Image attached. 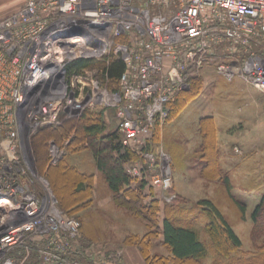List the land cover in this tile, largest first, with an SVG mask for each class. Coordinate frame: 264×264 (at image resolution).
Here are the masks:
<instances>
[{
    "label": "built area",
    "instance_id": "2783aa9c",
    "mask_svg": "<svg viewBox=\"0 0 264 264\" xmlns=\"http://www.w3.org/2000/svg\"><path fill=\"white\" fill-rule=\"evenodd\" d=\"M73 35L88 56L46 58ZM81 57L120 58L117 84L97 68L68 76L66 64ZM206 66L264 94V0H24L0 17V264H127L122 249L82 244L80 220L57 207L29 160V139L85 107L113 108L122 147L140 155L126 171L170 202L169 157L150 136L189 88L187 75ZM48 150L51 164L65 153L53 140Z\"/></svg>",
    "mask_w": 264,
    "mask_h": 264
},
{
    "label": "rangeland",
    "instance_id": "374dc122",
    "mask_svg": "<svg viewBox=\"0 0 264 264\" xmlns=\"http://www.w3.org/2000/svg\"><path fill=\"white\" fill-rule=\"evenodd\" d=\"M200 75L203 78L200 92L164 123L163 130L159 133V148L169 157L172 189L175 195H179L177 207H186V217L192 215L191 211L195 213L192 226L198 230L208 247L209 253L204 261L211 263L215 249L205 230L207 218L198 204L203 198H208L215 204L241 240L240 250L231 256L256 253V247L264 241V226L259 227L264 222V216L259 217L256 222L251 219V212L264 192V94L242 77L234 76L229 80L212 66L202 68ZM85 82L90 83L89 79ZM89 83L85 86L91 87ZM107 112L113 115L114 109H104V114ZM203 116L214 118L220 166L230 178L232 195L245 205L243 215L221 182L201 175L204 162L199 157L201 134L198 122ZM105 118L107 128L116 126L113 116ZM234 145L239 149L236 147L234 150ZM37 149L42 158L40 146ZM29 152L32 154L31 148ZM67 159L84 173L93 175L95 181L89 203L72 210L71 214L62 207H67L75 199L71 195L73 186H68L65 181L61 187L54 184L66 202V206L60 203V209L80 220L82 244L92 243L115 250L122 249L123 261L130 264L124 249L130 252L127 246L136 245L131 243L132 240L129 241V236L140 237L149 230L145 220L126 207L116 204L89 149L70 153ZM49 189L51 190L50 186ZM51 193L53 194L52 191ZM53 196L59 207L54 194ZM150 241L156 254L166 253L165 248H159L161 244L157 237ZM231 256L224 258L223 263L230 260Z\"/></svg>",
    "mask_w": 264,
    "mask_h": 264
},
{
    "label": "trees",
    "instance_id": "16d2710c",
    "mask_svg": "<svg viewBox=\"0 0 264 264\" xmlns=\"http://www.w3.org/2000/svg\"><path fill=\"white\" fill-rule=\"evenodd\" d=\"M65 68L68 76L83 73L85 69L97 68L98 76L107 82L108 86H113L117 84V79L124 70V62L115 57L101 61L81 57L68 62ZM187 77L189 88L179 92L171 102L167 120L173 118L202 88L201 75L189 73ZM198 123L201 134L199 157L204 162L201 175L221 182L243 215L245 205L232 195L230 178L219 164L214 118L203 116ZM159 133L160 130L155 128L149 140V146L155 150L159 148ZM49 140H53L65 150L63 156L54 164L50 163ZM120 140L121 135L116 127L107 128L104 109L92 108H85L79 116L64 119L59 125L40 126L32 134L30 145L36 170L48 180L59 208L60 203L66 206V202L55 185L61 187L64 181L68 186H73L71 195L75 197L67 207H62L68 210V214L89 203L95 177L84 173L67 159L70 153L89 149L94 156L97 169L112 191L116 204L142 217L149 228L143 236H129V241L132 240L131 243L136 244L145 264H264V241L256 247L258 249L256 253L249 256H231L240 250L241 240L215 204L210 199L203 198L198 204L207 218L205 230L215 249L212 262L206 263L204 259L208 256V247L198 230L192 226L195 213L191 211L192 215L186 217V207H177L179 195L170 202L166 201L157 196L146 177H136L128 173L126 163L140 155L130 148L122 147ZM37 146H40L42 158ZM261 216H264V192L260 202L251 212V219L256 222ZM259 225L262 228L264 222ZM153 237L159 238L169 250L168 254L150 253L149 249L152 246L150 240ZM230 256V260L223 263V259Z\"/></svg>",
    "mask_w": 264,
    "mask_h": 264
},
{
    "label": "bare ground",
    "instance_id": "6f19581e",
    "mask_svg": "<svg viewBox=\"0 0 264 264\" xmlns=\"http://www.w3.org/2000/svg\"><path fill=\"white\" fill-rule=\"evenodd\" d=\"M65 40L73 41V43L71 44L63 43L61 46H59L58 44H53L46 58L51 59L57 64H61L67 57L88 56L90 52L92 51L91 48L87 47V44H85L82 38L79 37L78 35H73L72 37L62 39V41H65ZM30 148H31V145L29 142L28 152ZM30 159L32 163L34 164V158L32 154H30ZM6 240H7L6 238H1L0 244L6 243Z\"/></svg>",
    "mask_w": 264,
    "mask_h": 264
},
{
    "label": "crops",
    "instance_id": "0c3cea01",
    "mask_svg": "<svg viewBox=\"0 0 264 264\" xmlns=\"http://www.w3.org/2000/svg\"><path fill=\"white\" fill-rule=\"evenodd\" d=\"M24 0H0V17L5 16L7 14H9L10 12L14 11L15 9H17L18 7H20L23 4ZM109 114V115H108ZM107 117L113 116L110 115V113L107 112L106 114ZM114 119V117H113ZM170 120V119H169ZM163 129L161 128L160 132ZM218 147V146H217ZM238 148V146L234 145L233 148L235 150V148ZM239 149V148H238ZM218 160H219V156H218ZM220 164V161H219ZM222 168V167H221ZM99 171V170H98ZM100 172V171H99ZM101 174V173H100ZM105 180V179H104ZM106 181V180H105ZM108 184V183H107ZM109 186V185H108ZM112 193V191H111ZM258 204V203H257ZM154 238V237H153ZM159 239V238H158ZM161 246L159 248H165L166 249V253H162V254H168L169 250L160 242ZM131 251L129 252V250L127 251V249H124L125 252V256L127 257V261L130 264H144V260L141 256V253L138 249V247L136 245H129L127 246ZM150 253L153 254L155 253L153 250V247L151 246V248L149 249ZM156 254V253H155ZM158 254V253H157ZM134 259V260H133ZM137 261V262H136Z\"/></svg>",
    "mask_w": 264,
    "mask_h": 264
}]
</instances>
